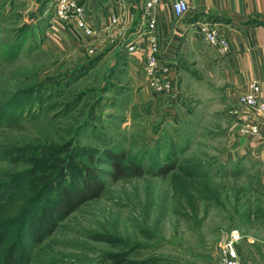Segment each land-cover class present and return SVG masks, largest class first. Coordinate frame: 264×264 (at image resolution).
I'll return each mask as SVG.
<instances>
[{
	"label": "rangeland",
	"instance_id": "rangeland-1",
	"mask_svg": "<svg viewBox=\"0 0 264 264\" xmlns=\"http://www.w3.org/2000/svg\"><path fill=\"white\" fill-rule=\"evenodd\" d=\"M111 1L118 2L79 0L100 32L85 39L53 18V0H0V201L9 181L47 172L58 159L67 162V153L102 187L98 198L55 222L49 235L25 243V264H110V252L159 264H218L225 233L236 229L259 239L264 224L244 222L242 206L230 200L184 214L171 198L169 175L155 172L164 154L176 149L180 159L200 163L215 185L252 186L255 192L242 196L262 195L264 202L263 170L246 157L229 155L230 107L214 87L204 92L196 81L191 92L189 83L179 81L178 97L176 90L168 95L148 88L141 55L127 51L136 43L141 0H123L124 19L106 28ZM25 146L33 151L17 155ZM45 146L57 147L59 155H48ZM105 150L122 152L141 168V177L112 182L101 158ZM69 175L71 183L81 178ZM55 201L49 194L39 204ZM243 246L245 264H264L263 248Z\"/></svg>",
	"mask_w": 264,
	"mask_h": 264
},
{
	"label": "trees",
	"instance_id": "trees-1",
	"mask_svg": "<svg viewBox=\"0 0 264 264\" xmlns=\"http://www.w3.org/2000/svg\"><path fill=\"white\" fill-rule=\"evenodd\" d=\"M210 19L228 21L220 16H212ZM94 63L92 60L89 67ZM30 149L31 146H25L15 152L17 155L25 156L33 151ZM42 150L48 155L58 152L57 147L53 146H45ZM176 153V149H172L164 154L163 164L157 168L155 175L161 177L169 175L171 198L185 212L184 214L196 215L201 204L206 207H221L225 201L230 200L233 207L242 206L239 215L244 222L254 220L264 224L262 195L256 196L255 200L242 196L244 193L247 194L246 192L249 194L250 189L255 192L252 186L215 185L200 163L191 158L180 159ZM86 157L92 159L89 154H86ZM67 158V162L63 158L58 159L59 164L48 166L47 172L29 175L25 181L14 178L7 183L4 199L0 201V264H25L23 250L25 243L40 241L50 234L55 222L66 217L80 204L99 197L102 187L96 177L81 166L72 153H67ZM101 158L111 168L112 182L126 177L138 178L143 174L140 167L125 160L122 152L105 150ZM69 172L79 175L80 180L68 182V176L73 180ZM66 183L67 185H63ZM49 194H53L56 201L40 205L43 196ZM93 239L111 242L107 235H95ZM106 260L110 264H159L147 259L141 261L126 259L125 253L121 252L108 253Z\"/></svg>",
	"mask_w": 264,
	"mask_h": 264
},
{
	"label": "crops",
	"instance_id": "crops-1",
	"mask_svg": "<svg viewBox=\"0 0 264 264\" xmlns=\"http://www.w3.org/2000/svg\"><path fill=\"white\" fill-rule=\"evenodd\" d=\"M175 1L158 0L154 12V33L162 54V64L168 70L176 97L182 89V82L184 85L189 83L187 86L193 92L197 81L202 84L204 92L212 87L218 90L220 102L228 104L231 109L236 95L254 82L259 89L258 97L264 102V0H183L188 10L180 20L174 19L171 13L170 7ZM116 5L111 1L107 14L112 9H118ZM212 16L228 21H215L210 19ZM101 21L105 22V18ZM204 24L214 26L225 36L228 42L226 53L219 54L215 48L201 41L200 28ZM227 117L231 121L225 132L232 140L229 155L234 159L246 157L261 171L264 137L257 140L239 137L235 119ZM260 132L264 135V126ZM262 185L264 187V181ZM244 244L245 248L250 246L254 249L257 246L262 250L264 236L258 239L253 235L240 234L235 250L241 264L246 261L242 249Z\"/></svg>",
	"mask_w": 264,
	"mask_h": 264
},
{
	"label": "built area",
	"instance_id": "built-area-1",
	"mask_svg": "<svg viewBox=\"0 0 264 264\" xmlns=\"http://www.w3.org/2000/svg\"><path fill=\"white\" fill-rule=\"evenodd\" d=\"M140 25H138L135 46L127 48V51H136L142 57L141 70L148 88L155 94H172L174 88L160 58L155 29V8L158 0H141ZM123 0H118V9H112L108 14L106 28L115 27L124 19ZM171 13L174 19H180L188 10L183 0H176L171 4ZM53 18L67 25L74 34L85 39L97 38L100 35L86 17L85 11L79 0H53ZM201 41L207 46L213 47L219 54L228 50V42L225 36L214 26L202 25L200 28ZM257 84L250 83L244 92L238 93L235 103L227 114L236 122V133L239 137H248L253 140L261 139L264 135L260 129L264 126V102L258 97ZM264 173V161L262 163ZM240 238L236 229H231L221 238L218 246V264H241L238 259L235 244Z\"/></svg>",
	"mask_w": 264,
	"mask_h": 264
}]
</instances>
